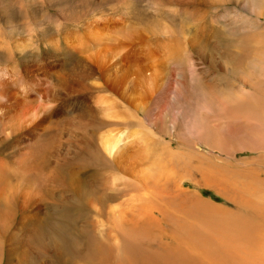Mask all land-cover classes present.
<instances>
[{
  "label": "bare ground",
  "instance_id": "1",
  "mask_svg": "<svg viewBox=\"0 0 264 264\" xmlns=\"http://www.w3.org/2000/svg\"><path fill=\"white\" fill-rule=\"evenodd\" d=\"M222 1L239 4L168 0L197 12ZM94 18L82 29L67 28L63 45L47 38L54 54L79 53L69 69L56 55L41 60L44 66L24 64V72L0 67V138L17 135L9 156H0V264L5 253L24 264L22 225L43 208L62 205L83 215V233H91L70 250L75 264H264V160L257 156L245 160L254 165L242 166L217 156L185 160L190 152H173L150 131L124 132L123 118L133 115L121 103L125 98L134 113L143 99L159 96L155 114L170 115L185 146L264 153V22L240 40L236 52L246 71L233 78L235 89H199L191 67L199 37L186 45L183 32L152 36L143 25L126 26L121 15ZM178 62L187 65L190 82L176 78ZM164 69L175 75L160 89ZM168 89L177 106L169 104ZM178 120L181 129L173 124ZM185 168L190 171H180ZM186 181L199 188H187ZM34 234L43 240H37L42 253L63 252L58 237L44 241L49 227Z\"/></svg>",
  "mask_w": 264,
  "mask_h": 264
},
{
  "label": "rangeland",
  "instance_id": "2",
  "mask_svg": "<svg viewBox=\"0 0 264 264\" xmlns=\"http://www.w3.org/2000/svg\"><path fill=\"white\" fill-rule=\"evenodd\" d=\"M236 1L239 4L216 2L212 6H207L205 10L197 12L192 6L181 7L168 0H0V67L23 71L24 64L37 63L39 66H44L41 60H51L56 55L55 57L60 60L68 61L64 70L69 69L78 60L79 53L70 56L66 50H61L62 52L54 54V49L46 46L47 38L50 36L59 40L63 32L68 30L67 28L74 29L77 25L79 29H82L83 22L95 19L96 16L116 19L121 15L126 19L124 22L126 26L143 25L152 31V36L170 33L177 37L179 32H183L182 43L186 45L191 36L199 37V43L191 54L194 86L199 89L203 86L235 89L237 81L233 78L240 72L246 71L241 69V63L242 66L244 63L239 60L240 53L236 52L239 50L237 47L241 44L240 40L245 37L244 34L248 30L255 31L256 24L264 22V18L260 16L264 13V0H248L252 2L246 5L248 1ZM253 9H259L260 12L257 13ZM235 14H238L237 19L234 17ZM201 25L203 26L199 27ZM200 28H203V31ZM257 30L259 31V28ZM17 42L20 45L15 50L13 44ZM60 42L62 44L61 39ZM247 48L251 49L250 46ZM176 68V78L183 82H190L191 73L187 65L184 62H178ZM161 72L158 74V85H161L160 89H163L169 83L171 76L174 77L175 74H170L169 69ZM97 76H99L98 73ZM193 89L192 86L191 91ZM165 95L169 104L177 106L178 99L173 98L174 95L169 89ZM194 96L198 97V94ZM151 100L153 99H143L140 108L135 109L133 113L125 98L121 99L122 110H129L127 113L133 115L132 118H123L124 132L129 129L145 133L150 131L155 138L159 139V142H167L173 152H190L185 154L186 156L182 155L185 160L193 161L196 157L203 160L208 159V156H217L240 166L247 164L245 160L257 156L264 160V153L258 151L237 150L229 155L212 150L204 143L197 146L189 144L185 146L174 136L176 132L172 131L170 115L164 109L161 111V116L155 114L156 108L153 105L158 102L159 96L155 102ZM173 124L177 129H181L180 120ZM16 137L17 135H13L5 140L0 138V156H9ZM249 164L255 163L247 165ZM52 165L49 159L44 169L47 174ZM180 171H190V169L185 168ZM184 186L194 190L199 188L191 181L184 182ZM221 202L224 201L221 200ZM45 204L47 203H41V205ZM65 208L66 205H62L59 209L46 207L39 211L36 218L26 219L21 227V239L24 243V249L21 252H24L27 258L24 264H75L77 259L72 256L70 250L76 248L77 243L82 242L86 237H90L91 233L89 235L83 233L82 227L85 224L83 215L79 217V212L75 209ZM65 212H67L66 215L62 217L60 214ZM15 214V219L18 221L22 210L17 209ZM54 219L60 220L61 225L56 226ZM74 226H77V229H74ZM47 227L51 229V235L49 237L46 235L44 241L52 243L51 236L58 237L60 240L57 243L63 249L59 255L42 253L37 247V240H43L36 237L34 232L38 231L42 234L43 230L47 231ZM4 255L7 257H3L2 264H15L16 258L13 254L5 253Z\"/></svg>",
  "mask_w": 264,
  "mask_h": 264
}]
</instances>
